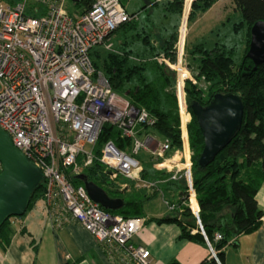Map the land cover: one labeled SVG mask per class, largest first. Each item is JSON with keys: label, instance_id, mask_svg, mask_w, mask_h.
<instances>
[{"label": "built area", "instance_id": "1", "mask_svg": "<svg viewBox=\"0 0 264 264\" xmlns=\"http://www.w3.org/2000/svg\"><path fill=\"white\" fill-rule=\"evenodd\" d=\"M66 3L68 0H17L13 4L0 0V129L41 170L45 187L41 199L48 224L55 229L70 220L78 222L113 264H150L149 250L132 241L144 218L107 211L90 199L83 183L70 180L97 160L110 189H154L156 182L143 177L144 152L156 170L169 173L168 181L183 180L186 199L182 203L195 216L210 256L217 260L198 220L197 203L196 208L190 204L195 193L184 82L195 80L184 59L183 21L189 8L186 11L184 5L182 11L173 46L175 60L154 57L175 76L180 147L172 149L169 139L158 140L150 131L153 115L116 94L90 57L98 46L112 50L111 34L120 25L137 20L138 12L127 11L120 0H94L84 12H70ZM105 126L124 145L118 147L107 138L96 155ZM16 218L10 216L8 222L12 224ZM220 238L216 232L214 239Z\"/></svg>", "mask_w": 264, "mask_h": 264}, {"label": "trees", "instance_id": "2", "mask_svg": "<svg viewBox=\"0 0 264 264\" xmlns=\"http://www.w3.org/2000/svg\"><path fill=\"white\" fill-rule=\"evenodd\" d=\"M13 4L17 0H3ZM94 0H78L68 3L72 7L70 12H84ZM218 0H192L189 18L196 13L206 12ZM183 0H164L154 2L171 14L174 21L167 37L155 39L150 31H137V20L120 25L115 33H129V40L122 42L124 49L120 52H103L100 48L93 49L92 65L102 71L111 89L126 98L131 104L146 109L155 122L150 131L160 138H167L172 149L180 147L179 118L176 110L173 92V72L164 64L158 63L154 57L163 55L171 62L175 60L173 50L176 40V24L181 11ZM234 10L239 11L241 18L232 23L234 32L243 31L244 47L239 60L234 58V46L214 43L207 48L203 43L194 44L189 52L191 64L187 67L197 82L193 84L187 80L184 86L187 106L193 101L206 105L216 93H236L243 103V117L241 126L229 143L222 148L204 168L197 165L198 156L203 147L202 134L193 115L187 125L188 144L191 154V180L198 207V220L205 237L216 257L220 259L222 249L240 234H248L258 228L263 211L256 201V193L264 181V62L256 70H252L253 63L245 55L249 43L251 25L264 21V0H231ZM150 1L148 0V5ZM144 5L142 10L146 7ZM152 5V6H153ZM139 43L144 47V57L139 56L138 62H132L129 55L133 53V44ZM104 53V54H103ZM138 55V54H137ZM146 56V57H145ZM203 83V87H202ZM107 138H112L116 146L123 147V141L116 133L105 126L98 138L97 148ZM146 169L144 170V172ZM87 181H91L103 188L110 197H121L119 191L110 189L106 175L97 160L84 168L81 172ZM74 184L82 183L77 176L70 178ZM171 182V181H170ZM169 182V183H170ZM173 182V181H172ZM171 182V183H172ZM174 184V182H173ZM41 181L30 196L27 209L38 199L44 191ZM178 190L177 205L179 212L155 219L157 222H174L180 228V238L205 242L198 231L196 218L186 205H181L186 199V187L176 185ZM137 198L123 200V206L107 211L121 216H138L141 213L140 201ZM26 209V210H27ZM9 218V217H8ZM8 218L0 226V243L6 245L12 235V228ZM197 229L191 234V229ZM218 232L221 238L214 239ZM169 264H175L171 262ZM200 264H218L214 258L205 259Z\"/></svg>", "mask_w": 264, "mask_h": 264}, {"label": "crops", "instance_id": "3", "mask_svg": "<svg viewBox=\"0 0 264 264\" xmlns=\"http://www.w3.org/2000/svg\"><path fill=\"white\" fill-rule=\"evenodd\" d=\"M149 1L148 5L143 4L140 8L129 12H138L137 31H150L151 35L155 37L152 39L155 46V39L160 40L162 37L168 36L173 25V16L167 12L164 13L165 11L161 7L155 10L158 4L154 6L155 0ZM144 5L146 7L142 10ZM125 8L127 7L125 6ZM144 13L147 15V22L150 25L147 23L143 27L140 24V16ZM113 36H118L117 46L115 47L112 42V50L109 51L120 53L125 47L121 45L122 42L125 39L129 40V33H115ZM100 47L102 46H98V48ZM132 48L134 55L132 62H138L140 59L138 57L144 55V47L137 43L133 44ZM155 136L158 140L162 139L156 134ZM148 157L147 153H141L142 164L146 169L143 172V177L154 180L156 187L151 190L134 188L126 193L141 195L140 199H135L140 201L141 210L144 201H152L158 196L163 209L153 205L150 207L151 213L141 211L138 216L144 218V224L133 236V243L149 250L150 264H169L171 262L200 264L201 261L211 258L206 243L201 239L180 238V228L176 223L155 221L157 218L180 211L181 207L177 205L178 190L175 189L179 180L173 181L174 184L171 180L168 181L169 175H163V177L162 171L156 170ZM256 201L263 211L260 225L251 233L238 235L234 239V243L230 242L226 245L221 251L220 259L216 257L218 264H264V181L256 193ZM171 205L174 206L173 210L170 209ZM10 226L13 232L9 242L6 245L0 243V264H113L101 246L78 222L70 220L58 228H51L47 221V211L42 199L36 200ZM196 232L195 228L190 231L191 234Z\"/></svg>", "mask_w": 264, "mask_h": 264}, {"label": "water", "instance_id": "4", "mask_svg": "<svg viewBox=\"0 0 264 264\" xmlns=\"http://www.w3.org/2000/svg\"><path fill=\"white\" fill-rule=\"evenodd\" d=\"M76 2L78 0H71ZM148 0H144L147 4ZM253 63L252 70L264 62V21L254 22L249 30V43L245 54ZM188 108L202 134L203 147L197 159L199 168H204L238 132L243 103L239 94L216 93L206 105L197 101ZM0 226L10 216L20 217L27 209L32 191L42 181L41 170L23 155L11 142L6 132L0 129ZM92 201L101 207L115 210L123 206L120 197L108 193L84 174L77 175Z\"/></svg>", "mask_w": 264, "mask_h": 264}, {"label": "rangeland", "instance_id": "5", "mask_svg": "<svg viewBox=\"0 0 264 264\" xmlns=\"http://www.w3.org/2000/svg\"><path fill=\"white\" fill-rule=\"evenodd\" d=\"M120 2L124 5V7L125 6L127 7L126 10H128V11L136 10L144 4V0H120ZM155 2H164V0H155ZM65 5H66V8L68 10L72 9V7L70 6L69 3H66ZM184 5H185V2H182L180 14L178 16L177 21L175 22V24H176V26H175L176 36L178 33L179 25H180L181 20H182L181 17H182V11H183ZM212 6L210 7L211 9L209 8V10L207 12H204L202 14L196 13L194 17L189 18V12H190V5H189V11L186 15V18L183 19V21H185V27H186L185 41H184V53H185L184 59H185L186 66H187V63L191 64V62H192L190 60V55H189V52H190L192 46L194 44H198V43H203L205 45V47H207V48L213 46L214 43H218V44L224 43V44H226V46L233 45L235 48L234 58L236 61L239 60V57L242 54V50L244 47L243 31H239L236 33L232 30V23L237 22L241 18L240 12L234 10V7H233L231 0H220L217 2V4H215L213 7ZM159 8H160V5L155 7V10H157ZM154 13H156V12L154 11ZM164 13H166V12H164ZM140 18H141L140 19L141 26L144 27V25L146 26L147 23H149V22H147L148 21L147 15L145 13L142 14V16H140ZM150 20L152 21V19H150ZM168 21H169V19H168ZM168 21H167V23H168ZM173 23H174V21H173ZM149 25H150V23H149ZM117 37L118 36L112 35L110 38V41L113 42L115 47L117 46V41H116V39H118ZM102 47H100V48H102ZM97 48L98 47H96L95 49H97ZM100 50L103 51L104 53L107 52L106 48H104V47ZM133 56H134L133 53H132V55L128 56L131 61H133L132 60ZM90 57L92 59V55ZM173 77H175L174 72H173ZM185 83H186V81L184 82V86H185ZM195 83H197V82L195 81ZM195 83H193V84H195ZM174 84H175V78H173V87H172L173 92H174V96H175ZM202 87H203V83H202ZM184 93H185V91H184ZM175 103H176V110H177V115H178V107H177L176 97H175ZM186 108L188 111V122H187V125H188V123L191 119V115H190V112L188 110V106H186ZM161 175L167 176V175H169V173L162 171ZM179 183L183 184V180L180 179ZM120 195L125 200L130 199V198H137V199L141 198V195H138L136 193H131V195H128V193H126V192H120ZM144 202L145 203H144L142 210H141L144 213H148V214L151 213L150 207H152L153 205L155 207H159V208L163 209L161 201H160L158 196H156L155 199H153L152 201H144Z\"/></svg>", "mask_w": 264, "mask_h": 264}, {"label": "bare ground", "instance_id": "6", "mask_svg": "<svg viewBox=\"0 0 264 264\" xmlns=\"http://www.w3.org/2000/svg\"><path fill=\"white\" fill-rule=\"evenodd\" d=\"M190 1L191 0H186V2H185L186 11L189 8V5L188 4L190 3ZM182 120L183 121L185 120V116L184 115L182 116ZM190 204H191V207L192 208H196V202H195L194 197L192 195L190 197Z\"/></svg>", "mask_w": 264, "mask_h": 264}]
</instances>
